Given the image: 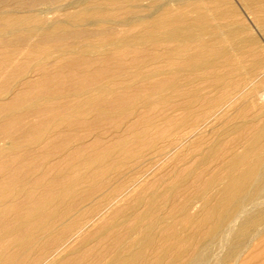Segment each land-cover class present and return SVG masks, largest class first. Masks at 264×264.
Here are the masks:
<instances>
[{
  "label": "bare ground",
  "instance_id": "obj_1",
  "mask_svg": "<svg viewBox=\"0 0 264 264\" xmlns=\"http://www.w3.org/2000/svg\"><path fill=\"white\" fill-rule=\"evenodd\" d=\"M0 264H264V0H0Z\"/></svg>",
  "mask_w": 264,
  "mask_h": 264
},
{
  "label": "rangeland",
  "instance_id": "obj_2",
  "mask_svg": "<svg viewBox=\"0 0 264 264\" xmlns=\"http://www.w3.org/2000/svg\"><path fill=\"white\" fill-rule=\"evenodd\" d=\"M248 82H250V81H248Z\"/></svg>",
  "mask_w": 264,
  "mask_h": 264
}]
</instances>
